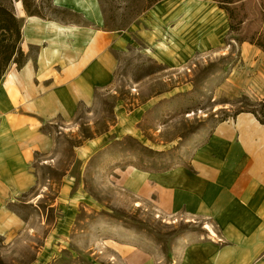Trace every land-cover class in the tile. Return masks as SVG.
Masks as SVG:
<instances>
[{
  "label": "rangeland",
  "instance_id": "374dc122",
  "mask_svg": "<svg viewBox=\"0 0 264 264\" xmlns=\"http://www.w3.org/2000/svg\"><path fill=\"white\" fill-rule=\"evenodd\" d=\"M30 2L46 18L83 20L52 0ZM97 2L104 28L123 38L112 82L71 121L56 122L54 151L35 163L37 185L10 205L25 225L0 237L3 264H115L105 241L121 225L169 252L208 223L137 206L124 190L128 173L142 154L186 164L196 135L264 111V53L237 40L215 1Z\"/></svg>",
  "mask_w": 264,
  "mask_h": 264
},
{
  "label": "crops",
  "instance_id": "0c3cea01",
  "mask_svg": "<svg viewBox=\"0 0 264 264\" xmlns=\"http://www.w3.org/2000/svg\"><path fill=\"white\" fill-rule=\"evenodd\" d=\"M52 2L85 22L29 16L13 3L28 61L12 65L0 84V237L24 227L10 205L37 185L35 163L54 151L56 122L71 121L112 82L123 42L104 28L97 0ZM196 136L186 164L135 169L124 190L137 206L205 220V229L180 236L166 253L134 228L115 226L105 241L115 264H264V124L243 111Z\"/></svg>",
  "mask_w": 264,
  "mask_h": 264
},
{
  "label": "trees",
  "instance_id": "16d2710c",
  "mask_svg": "<svg viewBox=\"0 0 264 264\" xmlns=\"http://www.w3.org/2000/svg\"><path fill=\"white\" fill-rule=\"evenodd\" d=\"M21 1L29 16H37L45 19L36 8L32 10L33 3L30 0ZM160 0H153L156 3ZM219 4L228 15L230 28L236 34L240 43H248L257 47L264 53V0H213ZM35 2V0H34ZM64 11H67L64 9ZM23 23L16 16L12 6L0 0V84L12 65L21 69L28 61V55L22 50ZM240 113V112H239ZM258 120L264 124V111L261 116L253 112ZM238 114V113H237ZM151 152V151H150ZM152 154L155 155L153 152ZM161 156V153H158ZM140 156L136 168L145 172L161 173L173 169V165H167L159 158ZM0 264H3L0 261Z\"/></svg>",
  "mask_w": 264,
  "mask_h": 264
},
{
  "label": "bare ground",
  "instance_id": "6f19581e",
  "mask_svg": "<svg viewBox=\"0 0 264 264\" xmlns=\"http://www.w3.org/2000/svg\"><path fill=\"white\" fill-rule=\"evenodd\" d=\"M40 197H41V196H40ZM138 206H140V205L138 204ZM206 228L211 230V228H210V226H209V225H207V226H206Z\"/></svg>",
  "mask_w": 264,
  "mask_h": 264
}]
</instances>
